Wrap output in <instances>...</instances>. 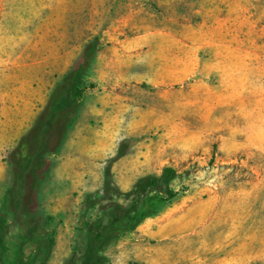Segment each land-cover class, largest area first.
<instances>
[{
    "label": "rangeland",
    "instance_id": "374dc122",
    "mask_svg": "<svg viewBox=\"0 0 264 264\" xmlns=\"http://www.w3.org/2000/svg\"><path fill=\"white\" fill-rule=\"evenodd\" d=\"M167 167L174 200L130 195ZM0 220L5 264H82L113 220L102 264H264V0H0Z\"/></svg>",
    "mask_w": 264,
    "mask_h": 264
},
{
    "label": "trees",
    "instance_id": "16d2710c",
    "mask_svg": "<svg viewBox=\"0 0 264 264\" xmlns=\"http://www.w3.org/2000/svg\"><path fill=\"white\" fill-rule=\"evenodd\" d=\"M92 86H84L82 88H79L78 84H75L71 90V93L68 98L63 99L59 104L54 105L51 104L50 107V116L55 117L62 109H67L70 103V99L73 96V101L75 104L80 103L83 99L84 92ZM59 111V112H58ZM49 131L45 128H42V124H40L39 128L37 129L36 133V141H37V147L41 148L43 146V136L44 134ZM55 130L53 129V132ZM29 137L23 138L21 143L19 144L18 151L16 153V156L18 158V163L20 165H23L21 167L25 168L28 164L29 160L27 157L30 156V147H29ZM27 163V164H26ZM179 175L177 171L171 167L165 168L161 175L156 177H148L144 179H140L134 186L133 190L131 191L130 195H137L140 196L142 194H150L155 193L157 191H162V193L165 196L164 201H172L177 196L178 193L174 189L171 188L173 182H175L178 179ZM22 177L18 178L17 185L14 188L13 192V202L15 207H18L20 204V199L22 195ZM136 211L133 208H129L126 211L122 212L123 215L120 218L121 221L126 222V227L131 226V229H134L137 225V223L140 220L141 212L138 210L136 211V214L134 216L132 212ZM92 235L89 240L85 242L86 245V251H85V257L82 262V264H102V258L99 256L98 253V245L102 240L110 239L111 237H114L118 233V229H116V221L113 220V223L101 226V224L93 225L91 227ZM5 223L3 220H0V264H5L4 262V245H5ZM25 251H29V249H26ZM13 264H19L18 261H16ZM66 264H76L75 258H71L67 261Z\"/></svg>",
    "mask_w": 264,
    "mask_h": 264
}]
</instances>
